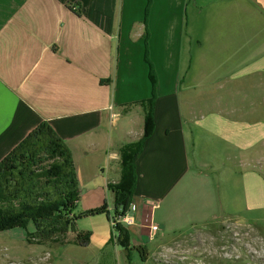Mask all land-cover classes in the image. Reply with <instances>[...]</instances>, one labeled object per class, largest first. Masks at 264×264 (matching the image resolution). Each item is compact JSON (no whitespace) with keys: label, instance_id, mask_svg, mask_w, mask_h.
<instances>
[{"label":"crops","instance_id":"0c3cea01","mask_svg":"<svg viewBox=\"0 0 264 264\" xmlns=\"http://www.w3.org/2000/svg\"><path fill=\"white\" fill-rule=\"evenodd\" d=\"M147 7L148 0H0V162L48 121L72 150L80 190L100 207L109 184L121 181V147L145 131L138 104L152 96L149 31L155 130L136 162L126 214L141 219L144 237L225 217L211 165L191 161L198 130L211 139L219 174L232 169L231 157L264 156V0H152L148 17ZM244 176L258 185L257 172Z\"/></svg>","mask_w":264,"mask_h":264},{"label":"rangeland","instance_id":"374dc122","mask_svg":"<svg viewBox=\"0 0 264 264\" xmlns=\"http://www.w3.org/2000/svg\"><path fill=\"white\" fill-rule=\"evenodd\" d=\"M201 114L205 113L199 116ZM117 129L110 126L113 134ZM205 135L198 130L195 140L191 139L190 157L191 161L197 162L199 156L201 163L207 161L211 165V173L221 183L219 194L225 217L182 234L150 233L151 236L144 237L141 233V219L136 218V210H133L130 215L137 220L135 224H123L129 233L125 241L112 221L114 194L111 191L105 192L106 198L102 205L107 204L109 214L83 217L77 221L79 232L92 234L87 247L55 242L40 244L38 239L30 242L35 227L29 224L26 231L15 229L0 232V264H264V156L250 163H239L231 157L232 169L226 170L225 175L219 174L216 171L218 163L211 161L217 152H208L206 141L211 139L207 140ZM132 136L135 139L136 136ZM130 139L127 137L126 142ZM213 147L216 148L215 145ZM230 151L232 153L233 150ZM208 156L210 158L206 160ZM251 171L260 176L257 186L251 183V177L244 176ZM114 179L119 180L113 178L112 181ZM98 207L82 188L76 214ZM71 237L69 235L66 238L71 240ZM145 244L148 246L146 253L136 248Z\"/></svg>","mask_w":264,"mask_h":264},{"label":"trees","instance_id":"16d2710c","mask_svg":"<svg viewBox=\"0 0 264 264\" xmlns=\"http://www.w3.org/2000/svg\"><path fill=\"white\" fill-rule=\"evenodd\" d=\"M151 4L152 0H148L147 17ZM149 37L147 30L145 61L150 67L152 96L138 104L145 110V131L138 141L121 147V181L109 184L115 197L112 220L125 241L128 229L116 222L126 216L133 202L136 162L155 130L158 75L149 56ZM80 193L72 150L51 124L44 121L0 162V232L26 231L29 224H33L35 233L30 235V242L38 239L40 244L55 242L87 247L92 234L79 232L77 221L83 217L109 214V210L105 203L77 215ZM69 235H72L71 240L66 238ZM136 248L143 253L148 251L146 244ZM143 259L146 260L145 255Z\"/></svg>","mask_w":264,"mask_h":264},{"label":"built area","instance_id":"2783aa9c","mask_svg":"<svg viewBox=\"0 0 264 264\" xmlns=\"http://www.w3.org/2000/svg\"><path fill=\"white\" fill-rule=\"evenodd\" d=\"M113 221V220H112ZM116 223H125V224H134V219L131 218V217H128L127 215L122 217V218H119L117 219V222ZM159 230V227L157 225H152L151 226V231L153 233H156L157 231Z\"/></svg>","mask_w":264,"mask_h":264}]
</instances>
